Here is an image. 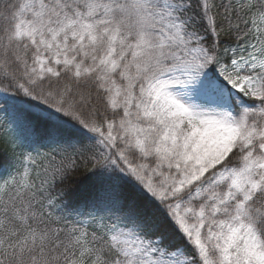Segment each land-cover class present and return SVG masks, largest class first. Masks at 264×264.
<instances>
[{"label":"snow or ice","instance_id":"obj_1","mask_svg":"<svg viewBox=\"0 0 264 264\" xmlns=\"http://www.w3.org/2000/svg\"><path fill=\"white\" fill-rule=\"evenodd\" d=\"M0 264H264V0H0Z\"/></svg>","mask_w":264,"mask_h":264}]
</instances>
